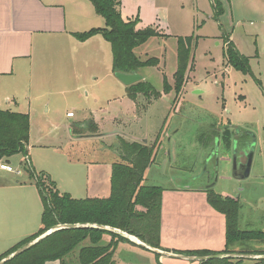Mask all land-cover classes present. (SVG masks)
<instances>
[{
  "label": "rangeland",
  "instance_id": "1",
  "mask_svg": "<svg viewBox=\"0 0 264 264\" xmlns=\"http://www.w3.org/2000/svg\"><path fill=\"white\" fill-rule=\"evenodd\" d=\"M216 1L223 10L219 20L215 19ZM122 5L123 18L138 20L137 28H155L170 35L152 37L135 48L141 60L162 59L158 66H145L139 71L162 96L149 101L141 94L140 116L134 117L130 112L126 118L119 116L112 126L108 115L114 105L109 103V97L118 93L109 90L108 83L87 87L67 82L64 88H34L29 161L38 170L49 169L61 192L79 199L107 197L110 193L104 195L103 189H96L91 175L102 163L104 172L106 162L109 166V162L120 160L118 139L114 135L103 137V132L120 128L122 133L118 137L131 142L130 137L135 136L142 143L147 140L146 144L157 145L156 159L151 171L145 174L144 184L165 187L162 215L167 226L164 229L174 232L166 243L204 245L211 241L208 234L191 231L212 225L209 220L216 211L207 201L208 185L217 193L238 197L241 230L264 231V0H122ZM192 34L198 37L193 67L181 91L176 92L177 36ZM231 42L249 57L251 72L245 73L228 63L227 47ZM164 75L174 88L169 93H164ZM69 111L75 116L69 117ZM90 112L97 114L103 126L95 133L98 138L80 143L67 141L70 126L93 121ZM228 124L233 134L229 147L220 141ZM213 133L216 137L206 144ZM91 134L94 133L90 130L83 133ZM244 135H250L246 140L251 138L254 148L251 172L247 178L237 179L232 175L233 157L240 151L236 136ZM26 158V152L8 158L15 170H21L20 174L8 173L15 180H30L24 169ZM69 159H80L88 166L91 178L90 181L87 178L86 185L82 178L86 172L79 170L83 167L70 163ZM74 170L82 178L80 181L69 176ZM34 185L18 187L21 191H16L17 195L0 189V255L37 233L42 226L43 205ZM183 186L199 187L202 191H179L178 187ZM182 211L188 214L177 217ZM219 223L223 226L224 221ZM219 235V232L213 235V240H218ZM244 244L232 248L264 251V241ZM79 249L66 258V264H80ZM254 262L245 259L241 264Z\"/></svg>",
  "mask_w": 264,
  "mask_h": 264
},
{
  "label": "trees",
  "instance_id": "2",
  "mask_svg": "<svg viewBox=\"0 0 264 264\" xmlns=\"http://www.w3.org/2000/svg\"><path fill=\"white\" fill-rule=\"evenodd\" d=\"M95 12L105 19V26L95 27L84 32H74L80 41L101 34L111 43L113 51V72H139L145 66H158L160 59L152 57L141 60L135 48L152 37H168L155 28H137L138 20H127L122 15V0H90ZM215 19L219 20L223 12L221 3L214 5ZM198 37L177 36V69L174 73L176 92L181 91L187 80V74L194 63V49ZM229 40V36H226ZM227 60L232 66L245 73L251 72L250 59L242 54L234 43L227 47ZM259 81V80H258ZM174 90L164 75V93ZM142 94L149 101L162 96L150 82L139 81L127 86V95L134 101ZM93 126H90V124ZM75 125L73 133L83 134L90 130L94 134L99 127L94 122ZM30 139V116L27 113L0 110V159L8 161L20 152H26ZM120 144V160L112 165L111 193L107 197L74 198L68 192H61L51 175L38 171L31 161L24 163V169L34 180L43 205L42 226L37 233L20 241L17 245L0 255V260L25 245L38 235L59 224H97L107 225L138 237L154 248H160L162 228V204L165 187L158 184H144L145 174L156 159V143L148 145L140 141H127L117 138ZM6 158V159H5ZM208 202L226 218V244L220 252L210 250H189L176 253L187 255H209L215 253H254L264 251L234 250L236 244L245 245L248 241H264V231L241 230L239 216L241 204L232 197H224L213 190L208 191ZM139 206L143 209L140 210ZM109 235L111 240L105 242ZM88 240L89 244H84ZM120 242H135L121 234L95 227L63 228L56 230L39 244L11 259L6 264H46L48 261L60 260L66 264V258L79 249L80 264H117L116 253ZM157 257L161 256L156 254ZM244 259L220 258L199 262L200 264H241ZM254 264H264V258L255 260Z\"/></svg>",
  "mask_w": 264,
  "mask_h": 264
},
{
  "label": "crops",
  "instance_id": "3",
  "mask_svg": "<svg viewBox=\"0 0 264 264\" xmlns=\"http://www.w3.org/2000/svg\"><path fill=\"white\" fill-rule=\"evenodd\" d=\"M98 17L102 16L95 12L90 0H0V110L27 113L31 121L34 114V96L32 93L34 88H64L67 82L72 86L81 84V86L89 87L105 82V84L108 83L109 90H116L118 93L117 96L111 95L109 97V103L114 105L113 111L109 112L108 115L112 126H115L114 124L119 116L120 118H126L130 112L133 113L134 117H139L138 105L142 95L138 96V101L132 100L127 95V86L115 76L111 43L101 34H96L85 41H80L73 35L74 32H84L96 26H105V19ZM159 59V64H161L162 59ZM174 105L176 106L175 103ZM90 113L93 115V120L98 127H103L100 119L96 116L97 114ZM74 116L75 114L69 117ZM30 126L32 129V122H30ZM31 129L29 143L26 145L28 154L31 147ZM69 131L70 134L66 136V140L75 143H80L85 139L98 138L97 134L75 136L76 134L73 133L71 126ZM121 133L120 128H114L103 132V137L114 135L118 138V134ZM130 138L132 141L141 142L138 137L132 136ZM32 146H37V144ZM38 146L47 147L42 143H38ZM29 158V155H27L26 159L29 160ZM68 161L83 167L79 170L86 172L82 175L85 185L87 184V178L89 177L88 180L90 181L92 176L95 179L96 189H103L104 195L111 193V173L114 162H109V166H107L105 161V171L103 172L104 165L102 163L101 166H98L95 174L90 176L88 166L82 163L80 159H69ZM152 167L153 164L148 169V173ZM47 170L49 171V169ZM38 171L50 174L44 169ZM8 173L0 170V189H4L3 191H12L16 194V191H21L18 190V187L35 184L30 176V180H15ZM72 173L70 172L69 176L74 177L75 181L82 179L75 170ZM178 190L202 191V188L183 186L178 187ZM177 193L178 195H184L181 192ZM223 195L235 198V195L226 192ZM139 209L142 210L143 208L139 206ZM213 209L216 212L213 211V215L209 220L212 225H207L205 229H198V232H196L197 229L191 230L196 234L203 236L208 234L212 237L211 241L204 245L178 241L170 244L166 243L170 241L169 238L174 232H171L170 228H167L169 232H165L164 227L167 226V221L163 213L161 245L158 249L173 253L189 250H210L211 252L223 250L226 244V218L223 213L215 208ZM184 214H188V211L179 212L177 217ZM208 219L207 216L206 221ZM220 221H224L223 226L219 223ZM217 232L220 235L218 240L214 241L213 235H216ZM104 240L109 242L111 238L104 237ZM116 261L117 264H199L197 261L190 263L187 260L178 258L157 257L154 252L128 242L119 243ZM47 264H61V261H49Z\"/></svg>",
  "mask_w": 264,
  "mask_h": 264
},
{
  "label": "water",
  "instance_id": "4",
  "mask_svg": "<svg viewBox=\"0 0 264 264\" xmlns=\"http://www.w3.org/2000/svg\"><path fill=\"white\" fill-rule=\"evenodd\" d=\"M115 76L125 85V86H130L132 84H135L139 81L144 80V77L142 74L139 72H132V73H125V72H116ZM144 143H147V140L144 141ZM251 166V159L248 161V166L247 169L248 171L250 170ZM249 176V172L246 173L244 176L241 178H247ZM88 227H95L107 231H112L118 234H121L122 236L128 238L129 240L135 242L138 246L152 251L155 254H160L161 256H166V257H171V258H178V259H183L187 261H197V262H203V261H208V260H213V259H220V258H230V259H252V260H257V259H262L264 258V254H254V253H240V252H233V253H215V254H209V255H187V254H182V253H173L165 250H160L158 248H154L150 246L149 244L143 242L140 240L138 237L131 235L128 232H125L121 229L112 227V226H107V225H97V224H59L56 227L49 229L45 231L44 233L38 235L36 238L32 239L25 245L21 246L17 250H15L13 253L7 255L3 259L0 260V264H6L9 262L11 259L17 257L18 255L24 253L25 251L29 250L33 246L39 244L42 242L44 239L49 237L52 233H54L56 230L63 229V228H88Z\"/></svg>",
  "mask_w": 264,
  "mask_h": 264
},
{
  "label": "flooded vegetation",
  "instance_id": "5",
  "mask_svg": "<svg viewBox=\"0 0 264 264\" xmlns=\"http://www.w3.org/2000/svg\"><path fill=\"white\" fill-rule=\"evenodd\" d=\"M229 124L225 126V129L223 130L222 134L220 135V141L223 142V145H226L227 147H229L231 145V143H233V134H232V130L229 128ZM250 136V135H248ZM248 136H236V143L238 144V147L240 148V151H237L236 156L233 157V162H234V167H233V177L237 178V179H243L241 178L242 176H244L246 173L251 172V166H250V170L248 171L247 166H248V161L249 159H251V163H252V158H253V151L254 148L252 147V141L251 138L250 140H246V138H248ZM216 136L213 135L210 136L208 138V140L205 142L206 144H208L209 140L213 138H215ZM207 190H213V187L211 185L207 186ZM217 193V192H216ZM220 194V193H219ZM223 195V194H221ZM224 197H226V195H223ZM231 197V196H228ZM234 198V197H232ZM235 200H239L238 197L234 198Z\"/></svg>",
  "mask_w": 264,
  "mask_h": 264
},
{
  "label": "built area",
  "instance_id": "6",
  "mask_svg": "<svg viewBox=\"0 0 264 264\" xmlns=\"http://www.w3.org/2000/svg\"><path fill=\"white\" fill-rule=\"evenodd\" d=\"M73 115H74L73 112H69L68 113V116H73ZM0 170L6 171V172H9V173L10 172L11 173H16V174H20L21 173V170H15V168L10 164V162L7 161V160H4V159H0Z\"/></svg>",
  "mask_w": 264,
  "mask_h": 264
}]
</instances>
